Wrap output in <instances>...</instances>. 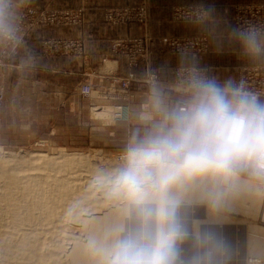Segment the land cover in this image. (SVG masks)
Returning <instances> with one entry per match:
<instances>
[{
	"label": "rangeland",
	"instance_id": "1",
	"mask_svg": "<svg viewBox=\"0 0 264 264\" xmlns=\"http://www.w3.org/2000/svg\"><path fill=\"white\" fill-rule=\"evenodd\" d=\"M84 1L6 0L8 5L6 26L0 30V69L14 67L12 58L20 50L26 49L29 42H32L30 47L34 48L32 50L45 64L47 72L38 74L35 71L21 72L20 69L13 73L2 70L0 72V82L4 84V88L0 89V151L8 154L7 156L13 160L12 163L7 164L8 172L3 171V174L0 173V177L2 175L3 178V175L6 174L13 176L16 173V176L21 178L23 175L30 176L26 174L37 173L39 164L47 167L53 166L56 170L59 169V172L46 169L45 171H49L46 173V180L40 181L42 184L37 187H35L36 185L31 186L32 182H27L31 186L29 189L25 188L23 184L16 185L18 192L16 197H19V200H23L24 203H20L21 210L19 209L20 212L15 214V216L17 215L15 218L21 216L25 223H22V220L10 218L0 220L2 223L4 222L3 224L0 222V264H37L38 256L35 257V255L38 254L32 248L37 247L40 240H35L34 236H30L31 238L26 236L29 243L26 241L21 244L19 243L23 237L20 235L21 233L40 232L46 234L44 237H48L50 231L54 233L57 230L56 232H58L68 225L71 228L67 232L70 230V232L76 233L72 227L76 229L78 222L72 218L78 214L79 201H74L75 199L73 200L72 197V199L66 198L67 202L66 199L61 200L60 195L63 188L60 184L61 181L58 182L47 177L51 176V178L59 180L65 178L64 181L70 179L71 182L76 181L75 183L77 181L81 183L83 180L81 184L85 185L84 188L89 183L93 189H96L97 194L102 191L104 186L99 187L98 185L101 186L102 183L100 181V184L96 180L101 178L100 173L105 172L106 176L111 175L110 177H112L115 171L123 165L121 157L132 138L143 137L151 130L152 121L149 122V120L156 116L153 117L152 112L154 94L159 93L168 107H183L188 94V83L194 74L214 79L221 86L231 82L235 86L242 84L245 89L248 83L252 82L255 87H259L260 93L264 92V63L257 60L261 56L251 57L246 54L235 34L237 31L255 29L264 37L263 1L233 0V4L227 7V15H230L233 32L236 36L235 39L233 38L234 40H211L210 33L205 31H196L191 35H182L181 32H176L179 34L169 36L165 40H151L148 37L138 36L143 32L139 28L135 29L136 26H144L149 22L148 0H106L108 6L103 8L102 22L111 28L127 25L133 28L130 29V33L128 32L124 36L103 40V47L88 45L89 40L81 38L57 37V35H53L52 31H49L50 34H44L46 30H53L60 26L82 25L85 18ZM207 17L208 9L204 3L199 4L197 0L185 4L176 3L170 12V21L175 24H199L206 21ZM35 32H38V40H28L33 37ZM89 47H102L99 52L95 53L98 55L95 56L98 60L95 61L94 68L91 67L88 59ZM217 50H221V54H223L219 61L221 63H230L227 57L238 54L237 63L233 69L235 77L232 81L216 78L210 64L205 63L210 61L209 59L218 52ZM72 59L79 60L78 70H76V65L72 66L69 62L66 63ZM55 61H63L60 64L61 67H54ZM111 61L122 62V74L112 68ZM55 68L63 71V78L54 77ZM69 70H71L72 76H65ZM49 71L51 72L49 73ZM124 80H129L127 88L123 87ZM85 84L91 85V92L87 95L81 93V87ZM34 86H41L42 89L34 88ZM54 86H60L61 91L54 92ZM134 92L141 93V96H136ZM259 99L264 101V96ZM124 107H127L128 118H118L114 112L118 108L124 109ZM9 108L13 110V117L10 116ZM103 109L110 111L108 116L101 117L96 114ZM11 121L13 124H10ZM62 152L79 153L83 156L96 152L104 161H110L116 156L117 167L113 172H101L100 170L98 172L92 168L94 171L89 173L86 171L87 169L79 168L80 170L75 173V168L71 167L75 166L73 161L56 164L37 163L31 156L43 153L48 156H58ZM57 161L59 162L60 159ZM95 163L98 164V162ZM239 177L250 180L253 182L254 188L257 189L260 199L257 213L253 207L254 202L246 197V199L241 198L238 203H234V207L237 208L241 205V208L245 209L237 210L227 202L224 203V205L226 204L224 207L222 206L223 209H220L226 220L207 221L203 218L206 203L200 200L185 199L180 209V217L189 236L180 245L179 254L183 264H192L198 251L194 247V239L196 235L204 233L214 235L217 233L215 236L220 241L223 240V248L214 254V264H252L248 261L258 258L249 252V254L246 253V237L254 236L264 239V220L262 218L264 181L257 180L247 173H241ZM3 184L2 179L0 180V189H4ZM104 185L108 187L110 181ZM53 200L60 203V206ZM40 201L43 204L39 203ZM44 201H49L51 206ZM62 202L66 205L61 206ZM230 205L231 208L228 207ZM63 207L67 210L66 214L58 212L59 210L61 212ZM70 207L73 213L69 211ZM24 211L26 212L23 213ZM196 215L202 217V220L197 221ZM49 216H54V218L51 217L50 220ZM123 217L126 216L123 215ZM57 218H63L65 221ZM191 219L197 221L196 231H193L194 220ZM26 220L28 224H26ZM122 223L126 227L127 219H123ZM51 224H53L52 227ZM228 230L230 231L229 235L226 232ZM41 237L43 238V236ZM259 259L261 263L258 264H264V262L262 263L263 259Z\"/></svg>",
	"mask_w": 264,
	"mask_h": 264
},
{
	"label": "clouds",
	"instance_id": "2",
	"mask_svg": "<svg viewBox=\"0 0 264 264\" xmlns=\"http://www.w3.org/2000/svg\"><path fill=\"white\" fill-rule=\"evenodd\" d=\"M8 5L0 0V30ZM244 50L261 52L264 37L255 30L237 31ZM159 117L143 137H133L123 165L110 179V198L125 209L127 226L110 239L90 241L98 264H183L180 245L188 239L180 217L185 195L205 185L215 201L241 173L264 181V101L231 82L194 74L184 106L168 107L153 96ZM192 264H214L223 242L212 233L196 235Z\"/></svg>",
	"mask_w": 264,
	"mask_h": 264
},
{
	"label": "bare ground",
	"instance_id": "3",
	"mask_svg": "<svg viewBox=\"0 0 264 264\" xmlns=\"http://www.w3.org/2000/svg\"><path fill=\"white\" fill-rule=\"evenodd\" d=\"M115 112H117V111H115ZM109 113H110L109 110L103 109L101 111H98L96 114L101 116V117H106V116H108ZM5 154H6L5 152H1L0 151V173H2L3 171H7V169H6L8 167L7 164L12 163V161H13L12 159H10L11 157L7 156L8 154H6V155ZM31 156L34 157V159H35L34 161H36L37 163L56 164V163H60V162H63V161H65L67 163L73 161V162H75V166H71V167L75 168V170H74L75 173L80 170L79 168H85V169H87L86 171L89 172V173H92L94 171L93 169L97 170L98 172H99V170L101 172H104V171L113 172V170L115 171V169L117 167L116 163L118 162L116 156L113 159H110V161H104L100 157V154L99 153L96 154V152H94V153H92L91 155H88V156H86V155L83 156V155H81L79 153H63V152L60 153L58 156H48V155H46L44 153L43 154H33ZM59 159H60V161L58 162L57 160H59ZM107 160H108V158H107ZM14 162L16 163V161H14ZM95 162H98V164L95 163ZM20 163H23V162H20ZM39 165L40 166H38V169H40V170L37 169V171H38L37 173L28 174L26 172L27 173L26 175H30V176L23 175L22 176L23 178L16 176L17 173L14 174V175L12 174L13 176H10L9 174H6L7 176L3 175V178H2V175H1L0 180L3 179L4 187L3 186L2 187L4 189H0V203L3 204V205L0 204L1 205L0 206V220L1 219L3 220V218H6V219L10 218V219L22 220L23 221L24 218H22L20 216L21 214L20 215L18 214L20 216V218H15L17 216V215L15 216V214L19 213L20 210H21L20 209L21 207H19L21 205L20 203L23 202V200H19V197L18 198L16 197L17 196L16 194L18 193L16 185L17 184H23L25 186V188H27V189H29V187L34 186V185H36L35 187H37L40 184H42V183H40V181L46 180L45 176H46L47 172L56 170V168H54L53 166H48L47 167V166H41V164H39ZM58 168H59V166H58ZM46 169H50V170L49 171H45ZM39 171H41V172H39ZM56 172H59V169L56 170ZM79 174H81V173H79ZM100 174H101V176H100L101 178H98L96 180L99 181V183L101 181L102 185L101 186L98 185V186L99 187L104 186L103 187L104 189H102V191L98 192V194L96 193V189H93L92 185L89 184V183L88 184L86 183L87 187L84 188L85 185L83 184L84 185L83 186L81 184V183H83L82 179H81L82 180L81 183L80 182L78 183V181H77V183H75L76 181L75 182L72 181L73 182L72 183L70 179H69L70 180V182H69V180L68 181L67 180L64 181L65 178L64 179L62 178L63 180H59L58 178L57 179L56 178H51V176L47 177L49 179H53V180L58 181V182L61 181L60 184H62V186H63V188L61 190V195H60V198H62L61 200L64 201V199H66V198L68 199V197H70V198L72 197L73 200L75 199L74 201H79V205L80 206L77 209L78 214H76V216L74 215V217L72 218L74 221H77L78 224L76 225L77 226L76 229H73V227H72V230H76V233L70 232V230H69V232H67L68 229L71 228L67 223H66V225H68V226L64 227V229H62L61 231L56 232L57 231L56 230L55 232L53 231L54 233H52V231H50V234L48 233L49 234L48 237H44V236H46V234H42L40 232H36V233H33V234L30 233V231H29V233H21L20 235L23 236L21 238V241H19V243H21V244H24V243H26V241L27 242L29 241V239L26 238V236L27 237H30V236L33 237L34 236L35 240H37V241L40 240V241H38L39 243H37L38 244L37 247H34V248L31 247L33 250L35 249V251L38 254V255H35V257L38 256L37 264H98L99 255L90 246V241L96 240L98 242H104V241L110 239L111 236H112L113 229L116 228L117 226H121L123 224L122 223L123 219L126 218V217L125 218L123 217V215L125 216V209L121 205L122 203H120V201H118L116 199L110 198V196H109L110 185L108 187H107V185H104L107 181H110V179H111V177H110L111 175L110 174L111 173L109 174L110 176H106L105 172L104 173H100ZM86 175H88V174H86ZM107 175H108V173H107ZM71 176H70V178H71ZM78 176H80V175H78ZM24 178H26V179H24ZM84 180H85V178H84ZM27 182H32V185L29 186V184ZM252 184H253V182H251L250 180H246V179H243L241 177H238L236 182L230 188L225 190L224 195L219 197L215 201L213 200V198H211L209 196L208 187L207 186H205V185H193L187 191V193L185 195V199L200 200V201H202V202L204 201L206 203L205 214L203 216V218L205 220L213 221V222L224 221V220H226V217L224 218L222 216L223 214H221L222 210L220 211V209L221 208L223 209V207L226 205V204L224 205V203L228 202V203H230L232 205V207H234L235 206L234 203L235 202L238 203V200H240L241 198H245V199H246V197L248 199L250 198L249 200L254 202V206L253 207H255V213H257V210L260 207L259 206L260 205L259 204L260 199L258 197L259 193H258L257 189H255ZM233 197H234V199H232ZM67 199H66V202H67ZM53 201H51L52 204H53ZM74 201H73V203H74ZM45 202L46 201H44V203ZM56 202L54 201V203H56ZM39 203H42V202L40 201ZM46 203H49V201H47ZM69 203H71V202H69ZM49 204L51 206V203H49ZM57 204H58V202H57ZM61 204H62L61 206H63L65 203L62 202ZM58 205L60 206V203ZM231 205L228 206V207L231 208ZM37 206L39 207V205H37ZM72 206H74V205H72ZM68 207H69V205H68ZM234 208H236V207H234ZM239 208L242 210V208H244V207L241 208V205H240V207L238 206L236 209L238 210ZM48 209H50V208H48ZM71 209L72 208L70 207L69 211H71ZM31 210L33 211V209H31ZM25 212L26 211H24L23 213H25ZM27 212H29V211H27ZM35 212H36V209H35ZM58 212L60 214L61 213L66 214L67 210L64 209V207H63L62 211L60 212V210H59ZM52 213H54V212H52ZM28 215H29V213H28ZM54 216H55V214H54ZM54 216L53 217L51 216V217L54 218ZM62 216H64V215H62ZM23 217H24V215H23ZM33 217H34V215H33ZM51 217L49 216L50 220H51ZM70 217H71V215H70ZM197 217H198V219H196L195 217H194V219H196L197 221H201L202 220L201 219L202 217H200V216H197ZM30 218L32 219V217H30ZM30 218H28V219H30ZM199 218H200V220H199ZM262 218L264 220V208H263ZM194 219H191V220H194ZM204 219H203V221H204ZM27 220H26V224H28ZM58 220L65 221L63 218L62 219H58ZM30 221H32V220H30ZM39 221H41V220H39ZM63 221H61V222H63ZM197 221L194 220V222H193V231H196ZM46 222H48V221L46 220ZM22 223H25V221H23ZM53 224H51V227H52ZM32 225H33V223L31 224V226ZM44 225H46L45 222H44ZM47 225H48V223H47ZM6 226H8V225H6ZM31 226H30V228H31ZM62 226L63 225H61V227ZM42 227H43V225H42ZM5 228H7V227H5ZM40 228L41 227H39V229ZM37 230H38V228H37ZM226 232L228 233L230 231L228 230ZM229 234L230 233H228V235ZM260 234H262V233H260ZM215 235L217 236V233ZM41 236H43V238ZM18 240H20V239H18ZM34 242H36V241H34ZM32 245L34 246V243ZM9 248H7V249H9ZM28 249H30V248L28 247ZM246 249H247V252H246L247 254L250 253L251 255L253 254V255H255V257L256 256L258 257V258L256 257L257 259H254V260L252 259V260H249L248 262H250L252 264L261 263V260L259 258L263 259L262 263L264 262V239L257 238V237H254V236L246 237ZM224 251H225V249H224ZM44 255H46V256L44 257Z\"/></svg>",
	"mask_w": 264,
	"mask_h": 264
},
{
	"label": "crops",
	"instance_id": "4",
	"mask_svg": "<svg viewBox=\"0 0 264 264\" xmlns=\"http://www.w3.org/2000/svg\"><path fill=\"white\" fill-rule=\"evenodd\" d=\"M199 4H203L208 9V17L206 21L199 24H175L170 21V12L174 4L181 2L182 4L191 3L192 0H148L149 11H150V18L147 25L144 26H136L135 29L142 30L143 34L138 35L142 37L151 38V40H165V38L169 36H173L175 34H179L181 32L182 35H191L195 34V32H208L210 33L211 40H234L236 38L233 27L231 24L230 15H227V7L231 6L234 2L233 0H197ZM251 1V0H249ZM259 1V0H256ZM263 1L264 0H260ZM86 2V3H85ZM197 3L196 1H193ZM84 5V22L80 26H60L53 30H46L45 33H49L52 31L53 35H57V37H74V38H81L82 40H89L88 45L92 44L94 47L96 45H103V40H112L115 37L124 36L128 32L130 33L133 27H117L111 28L106 26L102 22V11L103 8L108 6V2L106 0H85L83 2ZM179 32V33H176ZM38 32H35L33 37L28 40H38ZM234 38V39H233ZM101 43V44H100ZM32 42L28 43L26 49L20 50L12 59L14 67L11 68H2V71H6L8 73L16 72L19 70L21 72H31L35 71L38 74H42L45 71V64L39 60L33 47H30ZM1 45V42H0ZM103 47V46H102ZM102 47L99 48H90L89 47V62L91 63V67H95L96 59V52H99ZM232 50V49H231ZM218 51V50H217ZM237 54V52H236ZM248 54V53H246ZM221 50L216 52L209 60L205 63L210 64V67L214 70L216 78L222 80H230L235 77L234 74V66L237 63L236 57L237 55L233 54L234 56L227 57L230 63H221L220 58L222 57ZM251 57L261 56L258 58V61H263L264 63V48H262L261 52L250 55ZM98 56V55H97ZM56 64L54 67H61V63L63 61H55ZM69 62L72 66L76 67L78 70L79 60L72 59ZM28 63V64H27ZM112 68L122 74V62L121 61H111L110 62ZM99 65V64H98ZM100 66V65H99ZM110 66V67H111ZM56 70L53 71L55 78H63V71L60 69L55 68ZM75 71V70H73ZM51 71H49L50 73ZM63 74V75H62ZM72 72L69 70L67 75L65 76H72ZM1 75V74H0ZM1 78V76H0ZM4 88V84L0 82V89ZM34 88L42 89L41 86H34ZM62 88L60 86H54V92H60ZM136 93V96L140 95L141 93ZM10 116L13 117V110L10 109ZM154 114V111H152ZM155 114L153 115V117ZM159 117L155 116L154 119L149 120L152 121V124L158 120ZM13 124V121L10 122ZM28 125V124H27Z\"/></svg>",
	"mask_w": 264,
	"mask_h": 264
},
{
	"label": "built area",
	"instance_id": "5",
	"mask_svg": "<svg viewBox=\"0 0 264 264\" xmlns=\"http://www.w3.org/2000/svg\"><path fill=\"white\" fill-rule=\"evenodd\" d=\"M128 81L129 80H124L123 81V87L124 88H127L128 87ZM259 87H255V85L251 83H248V86L245 88V90L253 93V94H256L259 97L261 96H264V92L263 93H260L258 91ZM91 92V85L90 84H85L81 87V93L84 94V95H87ZM115 114L117 115L118 118H121V119H127L128 118V113H127V107H124V109L122 108H118L117 109V112H115Z\"/></svg>",
	"mask_w": 264,
	"mask_h": 264
}]
</instances>
